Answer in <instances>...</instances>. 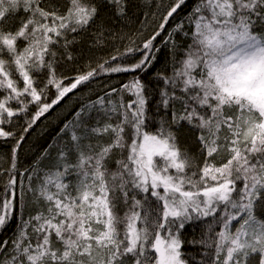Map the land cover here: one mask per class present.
Returning <instances> with one entry per match:
<instances>
[{
  "label": "snow or ice",
  "instance_id": "obj_1",
  "mask_svg": "<svg viewBox=\"0 0 264 264\" xmlns=\"http://www.w3.org/2000/svg\"><path fill=\"white\" fill-rule=\"evenodd\" d=\"M0 142V264H264V0H0Z\"/></svg>",
  "mask_w": 264,
  "mask_h": 264
},
{
  "label": "trees",
  "instance_id": "obj_2",
  "mask_svg": "<svg viewBox=\"0 0 264 264\" xmlns=\"http://www.w3.org/2000/svg\"><path fill=\"white\" fill-rule=\"evenodd\" d=\"M139 11V9H130V14L136 12L138 15ZM138 26L139 25L136 22L129 23L127 26H124L122 24L119 25V27L124 32L128 33L133 32ZM115 43L117 46L121 45L120 41H115ZM123 43L126 44L127 41H124ZM158 45L161 47V52L157 54L158 61L153 65L152 68L148 69L146 73L141 74L144 80L147 81L150 85L154 84L155 74L161 71L168 61L167 48L164 47V45L160 43L159 40ZM109 50L110 46L108 49L97 51L94 54L96 56L107 55V52ZM119 79L126 80L128 79V77L126 75H121L119 76ZM75 104V97H72L71 99L66 98L65 101H63L61 105L57 107L53 113H51L49 120H45L40 123L39 126H37L30 133L23 145L22 151L19 153L20 163H22L23 166L27 167L47 145L54 142L53 137L55 136L57 130L62 126L61 121L65 118L68 120L72 119L71 111ZM10 146L11 145L8 143L0 142V157L6 156V154L9 153ZM185 146L188 147L192 152L196 151V145L191 140H189ZM52 155L55 156L54 151ZM0 165H2L3 167H7L8 163L6 160H0ZM205 227V224H189L186 225L185 229L183 230V239L185 240L184 251L186 252L188 258L192 260L193 264H199V261L203 256V249H201L198 245L194 246L193 244L189 243V241L193 239L199 240ZM14 230L15 221H13L8 226L7 230L2 233V236L4 238L10 237Z\"/></svg>",
  "mask_w": 264,
  "mask_h": 264
}]
</instances>
